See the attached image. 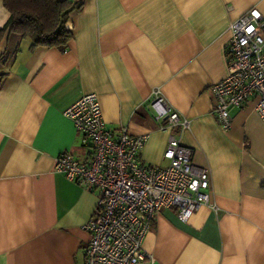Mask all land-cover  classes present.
Here are the masks:
<instances>
[{
	"label": "crops",
	"instance_id": "obj_1",
	"mask_svg": "<svg viewBox=\"0 0 264 264\" xmlns=\"http://www.w3.org/2000/svg\"><path fill=\"white\" fill-rule=\"evenodd\" d=\"M251 9L264 18V0H82L65 50L0 42V264H84L98 196L54 170L64 152L87 158L63 111L94 93L106 128L146 135L140 161L165 167L154 90L189 120L180 140L209 170L211 206L186 223L159 212L143 264H264V120L251 98L221 130L210 92L227 74L229 25ZM8 17L0 0V28Z\"/></svg>",
	"mask_w": 264,
	"mask_h": 264
},
{
	"label": "built area",
	"instance_id": "obj_2",
	"mask_svg": "<svg viewBox=\"0 0 264 264\" xmlns=\"http://www.w3.org/2000/svg\"><path fill=\"white\" fill-rule=\"evenodd\" d=\"M229 33L227 74L210 87L213 113L223 131L231 127V110L251 98L254 112L264 120V18L251 9L230 23ZM148 107L158 128L169 132L165 167L140 161L146 135L106 128L94 93L63 111L87 158L79 161L64 152L55 158L54 170L98 196L83 226L89 234L84 264H143L150 258L142 249L143 239L159 212L175 209L177 219L186 223L201 205L211 206L209 170L192 164V150L180 140L189 120L181 118L159 90L152 92Z\"/></svg>",
	"mask_w": 264,
	"mask_h": 264
},
{
	"label": "trees",
	"instance_id": "obj_3",
	"mask_svg": "<svg viewBox=\"0 0 264 264\" xmlns=\"http://www.w3.org/2000/svg\"><path fill=\"white\" fill-rule=\"evenodd\" d=\"M2 5L9 17L0 28V42L14 35L29 40L31 48L43 46L63 51L71 38L66 19L72 10L81 7L82 0H2Z\"/></svg>",
	"mask_w": 264,
	"mask_h": 264
}]
</instances>
